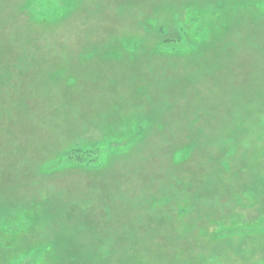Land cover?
Returning <instances> with one entry per match:
<instances>
[{
    "label": "rangeland",
    "instance_id": "rangeland-1",
    "mask_svg": "<svg viewBox=\"0 0 264 264\" xmlns=\"http://www.w3.org/2000/svg\"><path fill=\"white\" fill-rule=\"evenodd\" d=\"M0 264H264V0H0Z\"/></svg>",
    "mask_w": 264,
    "mask_h": 264
},
{
    "label": "trees",
    "instance_id": "trees-1",
    "mask_svg": "<svg viewBox=\"0 0 264 264\" xmlns=\"http://www.w3.org/2000/svg\"><path fill=\"white\" fill-rule=\"evenodd\" d=\"M162 36V35H161ZM168 43V42H167ZM90 154V153H89ZM67 157L63 160V162H65V163H67V164H69V165H71L72 163L74 164V165H78V166H82L83 167V165H81L80 163H83V161H82V159L80 158V156H79V154L77 153V152H72V153H69V154H67L66 155ZM90 157H91V162L93 163L94 161H92V159H94V158H96L95 156H96V154L94 155V154H92V155H89ZM90 162V163H91ZM89 163V164H90Z\"/></svg>",
    "mask_w": 264,
    "mask_h": 264
}]
</instances>
